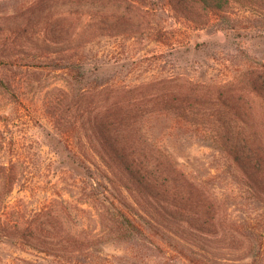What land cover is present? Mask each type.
Masks as SVG:
<instances>
[{
  "label": "rangeland",
  "instance_id": "rangeland-1",
  "mask_svg": "<svg viewBox=\"0 0 264 264\" xmlns=\"http://www.w3.org/2000/svg\"><path fill=\"white\" fill-rule=\"evenodd\" d=\"M155 7L159 39L152 31L117 42L103 39L79 53L83 76L56 68L37 49L6 53L14 58L0 65V165L14 163L15 180L8 191L0 169V264H264V192L197 127L166 130L162 142L192 178L212 190L219 231L176 234L179 245L147 223L137 237L114 215L123 207L117 189L125 179L106 165L90 118L120 96L130 99V85L145 80L171 75L219 81L251 64L264 65L262 8L242 5V22L226 21L216 30L186 26ZM1 22L4 35L9 28ZM89 173L108 184L105 195H90Z\"/></svg>",
  "mask_w": 264,
  "mask_h": 264
},
{
  "label": "trees",
  "instance_id": "trees-1",
  "mask_svg": "<svg viewBox=\"0 0 264 264\" xmlns=\"http://www.w3.org/2000/svg\"><path fill=\"white\" fill-rule=\"evenodd\" d=\"M3 5L0 22L4 20L1 24L9 32L0 34V65L14 58L6 53L37 49L74 77L84 75L78 69L84 62L79 53L103 39L117 42L145 33L159 39L161 30L152 22L155 5L186 26L216 30L225 28L226 21L242 22L247 12L240 13L242 5L264 10V0H5ZM108 85L103 82L101 87ZM128 91L130 99L120 96L90 118L109 158L106 165L125 179L117 189L123 207L114 215L127 232L142 236L147 223L184 245L176 234L219 231L222 218L212 190L192 178L163 145L165 133L180 125L197 127L216 142L253 187L264 192V65L251 64L231 79L210 82L155 77L130 85ZM159 125L163 131L156 130ZM14 166L0 165L8 191L15 180ZM89 175L90 195H105L108 184Z\"/></svg>",
  "mask_w": 264,
  "mask_h": 264
}]
</instances>
